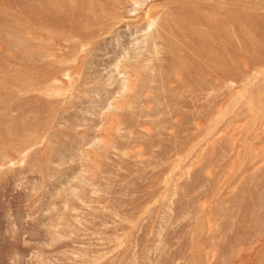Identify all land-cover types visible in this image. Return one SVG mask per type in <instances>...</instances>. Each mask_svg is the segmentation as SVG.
<instances>
[{
    "label": "rangeland",
    "instance_id": "374dc122",
    "mask_svg": "<svg viewBox=\"0 0 264 264\" xmlns=\"http://www.w3.org/2000/svg\"><path fill=\"white\" fill-rule=\"evenodd\" d=\"M0 264H264V0H0Z\"/></svg>",
    "mask_w": 264,
    "mask_h": 264
}]
</instances>
